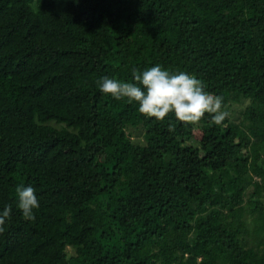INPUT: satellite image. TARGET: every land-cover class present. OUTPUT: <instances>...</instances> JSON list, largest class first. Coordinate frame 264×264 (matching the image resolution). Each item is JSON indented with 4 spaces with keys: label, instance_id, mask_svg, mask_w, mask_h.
I'll use <instances>...</instances> for the list:
<instances>
[{
    "label": "trees",
    "instance_id": "1",
    "mask_svg": "<svg viewBox=\"0 0 264 264\" xmlns=\"http://www.w3.org/2000/svg\"><path fill=\"white\" fill-rule=\"evenodd\" d=\"M156 65L243 121L100 91ZM263 196L264 0H0V264H264Z\"/></svg>",
    "mask_w": 264,
    "mask_h": 264
},
{
    "label": "clouds",
    "instance_id": "2",
    "mask_svg": "<svg viewBox=\"0 0 264 264\" xmlns=\"http://www.w3.org/2000/svg\"><path fill=\"white\" fill-rule=\"evenodd\" d=\"M135 83L122 82L104 77L99 82L100 91L116 100L127 99L136 102L139 112L148 117L163 121L169 113L185 124H196L205 114H210L216 125L228 117L223 98L207 91L203 83L193 75L183 71L171 74L160 65L143 72L133 71ZM170 130L174 125H169ZM18 208L27 219H35L34 210L39 208V201L32 186L19 185L16 188ZM11 206H6L0 213V233L4 232L6 221L10 218Z\"/></svg>",
    "mask_w": 264,
    "mask_h": 264
},
{
    "label": "rangeland",
    "instance_id": "3",
    "mask_svg": "<svg viewBox=\"0 0 264 264\" xmlns=\"http://www.w3.org/2000/svg\"><path fill=\"white\" fill-rule=\"evenodd\" d=\"M250 104V101L248 99H240L238 102H231L228 105H225V110L229 113L228 118L232 120L235 123H241L243 121L244 112L247 108V106ZM135 134H139V137H134L135 141L138 143H144L143 139V131L134 132ZM264 201V196H263ZM68 253L69 255H72L74 253L73 248L68 247Z\"/></svg>",
    "mask_w": 264,
    "mask_h": 264
}]
</instances>
